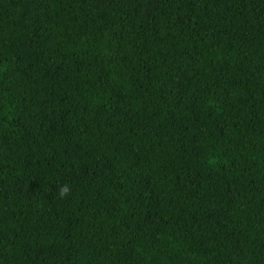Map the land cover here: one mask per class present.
I'll return each instance as SVG.
<instances>
[{
    "label": "trees",
    "instance_id": "1",
    "mask_svg": "<svg viewBox=\"0 0 264 264\" xmlns=\"http://www.w3.org/2000/svg\"><path fill=\"white\" fill-rule=\"evenodd\" d=\"M0 264H264V0H0Z\"/></svg>",
    "mask_w": 264,
    "mask_h": 264
},
{
    "label": "clouds",
    "instance_id": "2",
    "mask_svg": "<svg viewBox=\"0 0 264 264\" xmlns=\"http://www.w3.org/2000/svg\"><path fill=\"white\" fill-rule=\"evenodd\" d=\"M68 192V188L67 187H64L62 190H61V195L63 196L64 194H66Z\"/></svg>",
    "mask_w": 264,
    "mask_h": 264
}]
</instances>
